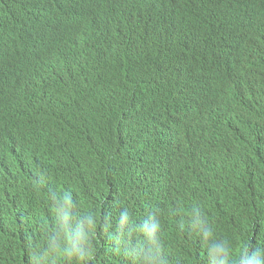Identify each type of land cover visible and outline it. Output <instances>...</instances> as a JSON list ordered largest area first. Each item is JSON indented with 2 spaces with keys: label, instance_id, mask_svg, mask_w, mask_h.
<instances>
[{
  "label": "clouds",
  "instance_id": "clouds-1",
  "mask_svg": "<svg viewBox=\"0 0 264 264\" xmlns=\"http://www.w3.org/2000/svg\"><path fill=\"white\" fill-rule=\"evenodd\" d=\"M17 1L22 6L12 4ZM218 1L0 0L4 13L26 14L40 5L51 40L49 45L40 46L36 57L28 56L21 64L22 85L34 84L42 92L45 122L63 132L67 141L73 139L74 149L61 147L62 152L74 160L79 158L83 164L75 169L72 185L62 177L50 181L48 190L45 188L49 184L42 188L37 184L29 192L11 194V199L25 201L23 208L12 210L8 201L0 203V264L10 257L14 260L22 251L33 252L39 263L63 264L66 258L61 256L60 240L74 239L73 234L88 237L94 225H106L108 218L99 213L98 199L110 206L112 219H122L120 223L125 224L129 206L125 185L130 179L113 171L136 156V148L148 154L146 170L151 180L136 192L142 193L136 206L147 210L152 226L160 221L170 223L174 209L189 216L197 214L205 198L213 221L224 208L229 218H238L230 214L235 212L233 204L240 196L233 195L243 185L225 179L230 153L210 150L194 157L188 155L186 146L193 138L191 129L211 109L219 87L238 94L227 95L224 110L242 109L253 103L264 106V0H222L223 14L217 12ZM191 14L198 18L193 29L184 24ZM26 20L31 18L23 19L20 29ZM2 26L5 28L0 38L4 41L18 36L14 32L19 28ZM97 44L106 46V53L120 49L140 52L144 65L128 61L119 67L110 56L96 53L104 71L93 98L83 99L58 82L52 83L56 88L52 92V85L41 77L43 63L61 56L65 65L80 69L90 61V50ZM59 94L62 96L57 102ZM109 101L114 103L107 104ZM67 112L75 115L65 116ZM125 121H131V127H125ZM53 154L38 138L14 137L0 130V170L7 182L18 175L14 183L31 184L21 171L33 168L38 159L46 158L47 163ZM114 164L119 166H108ZM33 178L30 176V180ZM130 182L134 197L141 185ZM219 191L225 198L218 208ZM118 199L115 204L113 201ZM36 211L40 213L37 219ZM76 223L85 226L77 228ZM146 232L150 233L149 225ZM225 238L220 235L215 240L223 259L227 257L221 243ZM260 241L256 240L254 246L256 264H264Z\"/></svg>",
  "mask_w": 264,
  "mask_h": 264
},
{
  "label": "trees",
  "instance_id": "trees-1",
  "mask_svg": "<svg viewBox=\"0 0 264 264\" xmlns=\"http://www.w3.org/2000/svg\"><path fill=\"white\" fill-rule=\"evenodd\" d=\"M12 4L22 6L21 1ZM36 7V11L28 12L31 20L21 27L23 33L1 42L0 54L3 53V56L0 57V130L14 137L38 138L54 154L50 164H37L21 171L25 180L31 184H8L0 176V203L8 201L12 210L23 208L26 203L24 200L11 199V194L29 192L50 176L55 177L50 178V181H59L63 177L67 183L75 182L74 171L83 166L79 158L74 160L62 152L58 141L64 138L63 132L54 126L48 127L45 122L41 108L42 92L34 84L22 85L24 80L20 68L30 53L24 51L26 46L21 50L17 48L19 44H24L19 41L29 40L27 44L30 49L34 48V43L38 46L50 44L44 27L47 19L43 17L40 5ZM224 8V2L219 0L217 12L225 13ZM35 13H39L37 18ZM197 23L198 18L193 14L188 21H184L185 26H191V29ZM26 31L29 33L25 34ZM105 48L106 46L101 44L94 46L90 50V61H85V66L80 69L65 65L61 56L47 59L43 63L41 77L45 83H48V80L61 83L81 98L89 99L95 96L98 86L102 83L104 71V65L97 62L96 53L110 56L119 67L128 61L144 65L140 52L120 49L106 53ZM23 93L30 95L24 98V104L21 103ZM229 93L232 96L238 95L229 89H217L211 109L197 120L191 129L193 138L185 146L188 155L194 157L210 150L230 153L225 179L243 185L241 191L233 195L240 196L235 199L236 205L233 204L235 212L230 214L232 217L238 215V218H229L226 213L228 209L224 208L223 213L217 215L213 221L211 210L206 209L210 205L209 200L205 198L197 208V214L189 216L184 211L174 209L175 219L171 217L170 223L160 221L158 227L152 226L147 218V210L142 205L136 206L141 195L138 193L140 196H136L135 191L133 197L131 193L133 186L130 181L135 182V185L151 182L148 173L146 174L148 154L142 150L139 159L137 155L133 156L125 166L113 171L114 175L130 179L125 185V192L129 193L125 224L120 223L119 229L117 218L112 219L109 213L110 206L98 199L99 213L108 218L106 225H94L90 235L84 238V242L79 246L74 239L60 240L59 245L64 249L60 248L61 256L66 258L63 264H256L254 246L256 240L258 243L264 234V106L261 103H253L242 109L224 110L222 104ZM40 112L43 115L39 114ZM123 124L125 127H131L132 122L125 121ZM150 146L152 145L147 147ZM129 172H132V175ZM30 176L34 177L33 180H30ZM101 182L106 183L104 180ZM218 193L216 199L219 208L225 194L221 191ZM98 221L101 222V218H98ZM147 225L149 234L146 232ZM220 235L226 236L221 241L227 254L225 259L219 255L220 251H217L219 243L215 244ZM79 247V250H73ZM258 248L259 253L264 256L263 240ZM144 253L146 255H143ZM13 261L16 264H39V258L31 251L19 252Z\"/></svg>",
  "mask_w": 264,
  "mask_h": 264
},
{
  "label": "bare ground",
  "instance_id": "bare-ground-1",
  "mask_svg": "<svg viewBox=\"0 0 264 264\" xmlns=\"http://www.w3.org/2000/svg\"><path fill=\"white\" fill-rule=\"evenodd\" d=\"M2 7H3V5H0V17H2L3 19L0 21V28H2L1 29V31H0V33H3L4 31V29L3 28H5L4 26H2V25H6V28H12V27H17V28H19V29H17L14 33L16 34V35H21L23 32L21 31V29H20V27L18 26V25H20L21 24V22H22V20L23 19H29L30 18V13H26V14H23V13H21V12H19V13H16V14H13V13H11V12H8V13H4L3 12V9H2ZM38 14L39 13H35L34 15H35V18H37L38 17ZM24 15V16H23ZM29 23V21L28 20H26V22H25V26L27 25ZM36 23H37V21H36ZM12 25H14V26H12ZM41 25V24H40ZM25 28H27V27H25ZM25 34H28L29 32H24ZM51 40V39H50ZM4 41V39H2V38H0V43L1 42H3ZM28 41L29 40H25V41H19V43H24V44H19L18 46H17V48L18 49H20L21 50V48L23 47V46H26V50H24V51H26V52H28V53H30L29 54V56L30 57H36V52H38V51H41V49H40V46H38L37 45V43H34V44H32V46L34 47L33 49H30L29 48V44H27L28 43ZM113 81H117L116 79H112ZM31 93V92H30ZM26 96H30L29 94H27V95H24V93L22 94V99H21V103H26V100L24 99V98H26ZM62 95H60L59 94V96H58V98H57V102H60V97H61ZM114 102L113 101H109V102H107V104H113ZM183 109L185 110V104H183ZM184 110H183V112H184ZM3 112V111H2ZM39 114H41V115H43L41 112L39 113ZM184 114V113H183ZM75 114H72L71 112H67L66 114H65V116H74ZM78 116V115H77ZM35 122V121H34ZM177 122V120L175 119V122H174V132H175V130H177L176 129V123ZM32 123V122H31ZM51 126V124H49V126L48 127H50ZM45 126L43 125L42 126V128H44ZM174 135H176V133L174 134ZM177 141V139H175V142ZM138 147V146H137ZM14 148H16V147H13V149ZM12 149V148H11ZM128 153H129V151H128ZM136 154H137V157H138V159H139V154H140V152H139V150H138V148H136ZM165 154H166V152H165ZM110 161V160H109ZM138 165H137V167H139V161H138V163H137ZM156 165H157V158H156ZM108 166H110V167H112V166H119V165H117V164H114V165H108ZM146 166H147V163H146ZM158 170V168H157V166H156V171ZM148 173V170H146V174ZM129 174H131L132 175V172H129ZM137 175H138V173H137ZM0 176H1V170H0ZM22 176L23 175H20L19 176V178H21L22 179ZM18 177V175H14V179H12V180H15V178H17ZM139 177V176H138ZM12 180H10V181H8V184H13L14 183V181H12ZM20 180V179H19ZM159 180V177L158 176H156L155 177V183H156V185H157V181ZM47 184H49V183H47ZM140 184V183H139ZM45 185L46 184H40L37 188H42V187H45ZM0 187H2V185H0ZM142 188V185L140 186V187H138L137 188V190H136V192L137 191H139L140 189ZM147 189V187H145L144 188V190H146ZM143 190V191H144ZM142 194V193H141ZM140 194V195H141ZM140 195H138V194H136V196H140ZM119 200L120 199H118V200H115V201H113L115 204H117L118 202H119ZM156 212V211H155ZM36 213V219L40 216V213H39V211H36L35 212ZM25 217H26V219L28 220V213H26L25 214ZM35 219H30L29 221H34ZM160 219H158V221H159ZM157 221V219L155 220V222ZM77 225V228H83L84 227V225H83V223H81V224H78V223H76ZM75 226V225H74ZM158 226V225H157ZM118 228L120 229V220L118 221ZM20 230L21 229H17L16 231H18L19 233H20ZM73 237H74V239L77 241V243H78V246L79 245H81L83 242H84V238H86L87 236H81V235H79V234H73ZM21 238H23V237H21ZM34 241L36 242L37 241V238H34ZM100 244V243H99ZM80 249V247L79 248H77V249H73V250H79ZM1 251H2V247H1V245H0V253H1ZM18 256V255H17ZM51 261V260H50ZM4 261H3V258H2V263H3ZM18 263H21L20 261H17ZM52 262V261H51ZM48 263H50V262H48ZM5 264H16L14 261H13V259L10 257V258H8L7 259V261H6V263ZM39 264H43V263H39Z\"/></svg>",
  "mask_w": 264,
  "mask_h": 264
},
{
  "label": "water",
  "instance_id": "water-1",
  "mask_svg": "<svg viewBox=\"0 0 264 264\" xmlns=\"http://www.w3.org/2000/svg\"><path fill=\"white\" fill-rule=\"evenodd\" d=\"M39 75V74H38ZM39 77V76H38ZM48 80V79H47ZM49 82H48V84L51 86L52 85V83L53 82H51L52 80H48ZM43 83V82H42ZM51 89H52V92H54V91H56V88L52 85L51 86ZM43 114H44V112H43ZM58 144H59V146H61L62 148H66V149H74V146H73V139L72 140H69V141H67V138H63L61 141H58ZM52 158V157H51ZM51 158L50 159H48V161H47V163H46V158H43L42 159V161L40 160V159H38V161H37V163H33V167H35L37 164H50L51 163ZM41 162H43V163H41ZM49 167H52V166H49ZM50 178L52 179V178H55L54 176H50ZM50 178H44L43 179V181H42V184H46V183H50ZM81 180H84V178L85 177H79ZM85 183H87V180L84 182V184ZM70 185H72L73 184V181H71L70 183H69ZM49 187H50V184H49V186L47 187V188H45V189H49ZM20 210V209H19ZM21 211V210H20ZM24 211H26V208L24 209ZM25 213V212H24ZM22 216H23V213H22ZM35 217H36V215H35Z\"/></svg>",
  "mask_w": 264,
  "mask_h": 264
}]
</instances>
